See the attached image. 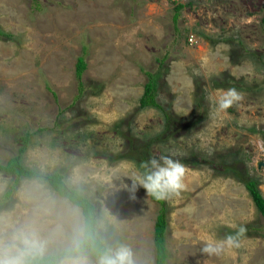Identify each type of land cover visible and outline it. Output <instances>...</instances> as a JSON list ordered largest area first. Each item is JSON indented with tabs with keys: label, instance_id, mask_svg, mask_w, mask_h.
<instances>
[{
	"label": "rangeland",
	"instance_id": "374dc122",
	"mask_svg": "<svg viewBox=\"0 0 264 264\" xmlns=\"http://www.w3.org/2000/svg\"><path fill=\"white\" fill-rule=\"evenodd\" d=\"M0 28L14 36H0V163L27 133L22 164L64 172L93 203L108 250L126 245L135 264H156L159 205L131 191L135 154L150 143L144 154L187 169L181 195L165 200V264H264V218L239 179L264 195V0H0ZM146 72L167 126L163 111L139 107ZM229 88L244 99L217 112L209 97ZM13 177L0 171V262L76 248L81 209L37 177L4 198ZM241 225L239 248L202 252ZM98 259L84 251L57 264Z\"/></svg>",
	"mask_w": 264,
	"mask_h": 264
},
{
	"label": "trees",
	"instance_id": "16d2710c",
	"mask_svg": "<svg viewBox=\"0 0 264 264\" xmlns=\"http://www.w3.org/2000/svg\"><path fill=\"white\" fill-rule=\"evenodd\" d=\"M181 5L176 7L174 12V19L178 17V9ZM0 36L4 39H11L14 36L4 31L0 28ZM86 68V61L82 56H79L76 63L75 77L80 83V89L82 90L83 85L81 82L82 74ZM147 81L144 84V90L139 98V107H156L164 113V121L167 126L170 122V112L168 110H163V107L156 100V81L155 77L151 72H146ZM24 145L18 150V152L10 157L5 164L0 163V171L11 173L13 177V182L9 188L3 193L4 198H9L15 187L18 185L20 178L27 177L33 178L37 177L40 180L47 182L60 196L68 198V200L74 205L81 209L83 215V237L79 240L78 246L74 249H68L60 251L55 254L42 255L39 253H24L23 263L24 264H57L62 258L75 256L81 252L88 251V253L93 258H99L104 255L108 248L106 244L96 235V213L93 203L80 191L74 187H70L66 184L64 177L65 174L62 171H56L50 175H44L36 169L25 167L21 162L22 152L25 149V144L29 141L28 134L22 137ZM150 143H147L141 147L140 153L135 154V161L137 162L139 169L140 163L142 161H147L150 156L144 154V149L149 148ZM143 171L142 169H140ZM243 181L247 191L249 192L251 199L260 212L261 216L264 218V195L258 188V184L253 178L239 177ZM151 197V196H150ZM151 199L158 203L159 208L155 217L153 226V242L155 246V262L156 264H165L167 258V248L165 243V234L167 228V207L165 200H156L153 197Z\"/></svg>",
	"mask_w": 264,
	"mask_h": 264
},
{
	"label": "clouds",
	"instance_id": "9594fccd",
	"mask_svg": "<svg viewBox=\"0 0 264 264\" xmlns=\"http://www.w3.org/2000/svg\"><path fill=\"white\" fill-rule=\"evenodd\" d=\"M243 99V93L235 88L218 90L214 99L212 96L209 97L210 103H214L217 112L226 111ZM140 169L143 171H136L133 176L131 189L133 193L139 185L146 190L148 196L156 200H167L174 196L179 197L185 189L186 166L169 155L150 157L140 163ZM246 231V227L241 225L234 234H227L221 240L205 243L202 252L207 255H220L225 248H239ZM97 264H135V261L130 248L120 245L114 249L110 248L99 257Z\"/></svg>",
	"mask_w": 264,
	"mask_h": 264
},
{
	"label": "water",
	"instance_id": "95a60500",
	"mask_svg": "<svg viewBox=\"0 0 264 264\" xmlns=\"http://www.w3.org/2000/svg\"><path fill=\"white\" fill-rule=\"evenodd\" d=\"M262 165L264 166V159H261V160H259V161L257 162V166H258V167H260V166H262ZM120 175H121V174H120ZM120 175H119V176H120ZM125 179H128V178L125 177ZM81 215H82V213H81ZM82 216H83V215H82Z\"/></svg>",
	"mask_w": 264,
	"mask_h": 264
},
{
	"label": "crops",
	"instance_id": "0c3cea01",
	"mask_svg": "<svg viewBox=\"0 0 264 264\" xmlns=\"http://www.w3.org/2000/svg\"><path fill=\"white\" fill-rule=\"evenodd\" d=\"M238 202H239V200H238Z\"/></svg>",
	"mask_w": 264,
	"mask_h": 264
},
{
	"label": "bare ground",
	"instance_id": "6f19581e",
	"mask_svg": "<svg viewBox=\"0 0 264 264\" xmlns=\"http://www.w3.org/2000/svg\"><path fill=\"white\" fill-rule=\"evenodd\" d=\"M75 224V223H74Z\"/></svg>",
	"mask_w": 264,
	"mask_h": 264
}]
</instances>
